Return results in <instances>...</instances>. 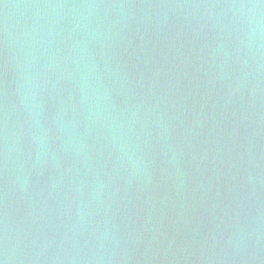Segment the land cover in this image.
Masks as SVG:
<instances>
[{"label":"water","instance_id":"1","mask_svg":"<svg viewBox=\"0 0 264 264\" xmlns=\"http://www.w3.org/2000/svg\"><path fill=\"white\" fill-rule=\"evenodd\" d=\"M2 264H264V0H0Z\"/></svg>","mask_w":264,"mask_h":264},{"label":"snow or ice","instance_id":"2","mask_svg":"<svg viewBox=\"0 0 264 264\" xmlns=\"http://www.w3.org/2000/svg\"><path fill=\"white\" fill-rule=\"evenodd\" d=\"M0 264H2V262H0Z\"/></svg>","mask_w":264,"mask_h":264}]
</instances>
